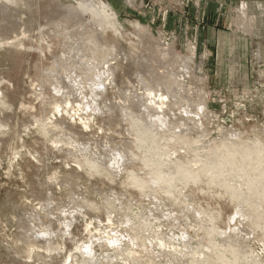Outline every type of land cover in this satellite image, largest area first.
<instances>
[{
	"label": "rangeland",
	"instance_id": "374dc122",
	"mask_svg": "<svg viewBox=\"0 0 264 264\" xmlns=\"http://www.w3.org/2000/svg\"><path fill=\"white\" fill-rule=\"evenodd\" d=\"M8 1L2 3L0 0V264H60L68 253H75L73 250L76 245L88 244L92 240L94 241L92 248L98 259L101 258L98 263L108 264L106 257L112 253V249L107 245L103 246V240L109 239V236L117 237L127 231L130 226L129 221L121 225L117 213L103 208L94 209L92 212L89 211L90 213L81 209L79 212L71 213L74 221L69 229L70 235L66 234L68 236L66 240L64 227L61 226L64 220L62 217L68 221L71 215L69 213L73 209H79L76 206L84 200L101 205L113 196L131 201L134 213L143 210L142 204L143 206L145 204L137 190L127 184L126 176L128 169L137 171L139 175L143 172L141 160L144 157L154 161L150 163V167H154L152 164H156L155 160L160 155L151 157L152 151L163 153L168 149L170 155L174 156L169 155L167 159L171 163L178 161L186 166V172L182 174L188 176L189 170H195L194 167L197 168L199 165L192 154L194 151L204 152L206 149L203 148L207 147L205 145L207 143H210L208 147L215 141L226 145L229 137L237 133L235 135H238V140L243 143L252 142L258 147H264V137H262L264 136V0H95L111 9L115 15V30L110 27L102 28L99 32V40H95L94 46H84V49L76 46L80 44L79 39L76 40L77 36L73 37L77 41L74 43L75 41L71 42L66 34H62L63 32H56L59 26L54 23L63 21L64 7H76L78 0H57V3H53L54 6L51 0ZM241 2L250 4L252 8L254 3L262 5L261 13L256 12L259 18L256 16L257 26L254 25L251 32L254 34H244L236 27L238 20L236 12ZM14 11L17 13L12 14L11 12ZM15 21H18L16 25L13 23ZM52 21L56 27L52 24L51 26L57 28L55 31L51 26H47ZM7 26L12 29L14 26L15 31L14 29H11V32L2 31V27L7 30ZM15 27L20 29L16 30ZM65 28L72 33V30H75ZM64 32L68 33L66 30ZM76 54H80L82 58L69 59ZM127 55L131 57H126ZM140 58H145L144 65H148L147 70L144 65L141 67ZM56 62L58 66L62 63V66L58 67ZM63 63L67 64L63 65ZM67 65V73L73 75L68 76L80 77L81 79L76 77L80 83L83 80L81 85L85 92L83 91L82 94L86 98L82 96L79 99L81 86H76L79 89L73 86L80 83L75 78L76 83H74L73 78H67V73L63 74L62 70ZM85 65L94 72L101 71L102 68L107 70L106 66L110 72L111 69L113 70L111 82H108L110 77L107 71L106 76H103L107 81L105 90L99 91L101 99H98L97 105L100 113L99 111L95 114L90 113L93 109L92 103L86 102L91 90L86 87L90 85L91 82L89 83L88 80L93 76L84 75L83 68L85 72L91 73L84 67ZM47 70H51L53 75ZM53 70H59L60 74L65 76L60 77L59 71L54 74ZM146 72L147 75L151 74L152 78L145 77ZM165 73L171 77H165L167 76ZM54 75L58 78L55 79ZM90 75L91 78L88 79ZM83 76L89 77L84 80ZM59 77L60 81H58ZM148 77L162 81L153 83ZM173 77L182 87L179 84V88H176L175 83L173 87L170 83L174 81ZM52 78L53 81L57 80L59 87L57 91L50 85ZM166 78L169 82L164 86ZM69 86L75 90L70 88L73 90L70 92ZM150 86L154 87L152 91L156 93L169 92L170 94H167L169 97L174 94L176 98L178 96V101L183 99L179 103L180 107L172 104L175 107L170 106L167 115L170 116L171 121L183 119V123L186 122L187 125L185 129L191 127L188 128L189 136L194 146L176 150L173 147L174 141L169 142V147L165 146L166 142L162 139L144 136L145 132H149L150 127L135 121V112L132 111L138 110L145 97L141 95ZM65 87L70 93L65 91ZM67 92L70 96L65 95ZM185 94L188 98L184 96ZM83 99L86 100L82 101ZM105 99L108 108L107 106L104 108ZM135 99L141 102H136ZM187 100L188 103H185ZM66 101L70 103L67 105ZM56 105L60 106L57 111L54 109ZM123 107L128 110L125 111L126 113ZM180 108L186 112H179ZM186 114L190 116L189 121L185 118ZM190 120H194L192 121L194 123L191 124ZM138 125L140 130L137 133ZM180 131L183 132L182 129ZM238 133H242L241 136L246 139H241ZM200 134L208 137H204V140ZM79 146L85 152L80 151V153ZM251 146L249 149L252 148ZM113 149L121 151L122 155L116 165L117 173L111 174L105 172L104 168L105 160ZM133 152L136 154L128 164L127 160ZM161 158L167 160L165 156L158 160L162 161ZM191 159L193 161L195 159L196 164ZM86 163L93 165V167L89 166L92 171L90 174L87 173L89 170ZM205 178L202 182L193 184L191 176L185 179L172 176L170 190L176 200L193 194L190 202L198 205L201 215H208V218L213 219L219 231L236 230L235 237L238 241L243 234H250V240L245 248L249 251L241 256L251 257L242 264H253L255 261L264 260V217L259 211L250 210L252 199L240 202L243 211L235 210L231 200L223 191V186L215 185L211 180L208 182L209 179ZM234 179L241 181V178L234 177ZM224 180L229 182L232 189H237L234 185L238 186V181L235 184L233 177ZM158 199H162V195H159ZM261 199L264 202L263 195ZM133 203L137 204L132 205ZM167 203L165 200V207ZM230 215L234 217L228 222ZM107 216L111 217V221ZM185 220L180 226L189 227L187 240L190 244L185 241L183 248L186 246V249L195 248L198 242H210V238L206 236V231L211 229L210 223L206 221V229L200 230L189 221L190 218ZM189 222L193 224L190 225L191 227L187 226ZM88 223L92 226L86 229ZM158 223L155 222L145 235L164 231L163 234L170 235L169 237L175 236L177 240L174 238L173 241L181 240L179 225L174 226L172 222H167L170 225ZM251 224L256 227L251 229L249 227ZM213 233L210 244L225 246V241L219 238V234H215L214 231ZM41 234H45V238H54L53 241L56 242L54 241L52 246L57 248L59 245L60 250L48 253L49 249L44 241L39 243L33 241L40 239ZM212 245L208 247L201 245L197 250L209 252V248H214ZM28 252L31 255H28ZM74 255V260H81L80 255ZM143 256L142 259H138L139 261L129 258L124 260V257H119L118 261L115 260L110 264H147ZM184 259L182 261L185 262L182 264H188L186 262L189 258ZM156 264L162 263L159 261ZM256 264L260 263L256 262Z\"/></svg>",
	"mask_w": 264,
	"mask_h": 264
},
{
	"label": "bare ground",
	"instance_id": "6f19581e",
	"mask_svg": "<svg viewBox=\"0 0 264 264\" xmlns=\"http://www.w3.org/2000/svg\"><path fill=\"white\" fill-rule=\"evenodd\" d=\"M7 1L8 0H2V3L3 2L7 3ZM51 2H52L51 4H53V3L55 4V3H57V0H51ZM9 4H11V3H9ZM54 4H53V6H54ZM252 5L254 6L253 8H252V6L250 4L248 5V4L244 3V2H241L239 7L237 8L238 10L236 12V16L238 17V20H237V23H236V25H237L236 27H237L238 30H241L242 33H244V34L245 33L250 34L251 32H253L252 31L253 30V26L256 25V22L258 21V20L256 21V16H257L256 12L257 11L260 12V10L261 11L263 10L262 9V5H260L259 3H254ZM57 7H59V6H57ZM37 9H38V7H37ZM59 9H58V11H59ZM64 9H65V12L63 13L64 16H62L63 21H61L60 23L59 22H54V23L57 24V26H59V28L58 29L57 28H53V27H56V25L53 23V21H52V23L50 22V25H47V26L50 27L51 24H52V26L54 25L53 27L51 26L52 30L55 31L57 29L56 32H63L62 34H66L68 36L67 38H69V40L71 42L75 41V38H73V37L77 36L78 38H76V40L79 39L80 44L78 42L79 45H76V46H78L81 49H84V46H88V47H90L91 45L94 46V43L99 40V36H100L99 32L102 31V28L104 29L105 27H107V28L110 27L113 31L115 30V21H114L115 15L112 13L111 9L106 4H104V3L100 2V1L96 2L95 0H78L76 7L75 6L74 7H72V6L67 7L66 6V7H64ZM64 9H62V10L64 11ZM60 12L61 11H59L58 13H60ZM11 13L14 14L15 11L11 12ZM54 14H56V13H54ZM258 15H261V14H258ZM5 16H6V14H5ZM8 16H10V15L8 14ZM0 18H1V14H0ZM58 18H59V16H58ZM47 20L48 19H46V21ZM8 21H10V18H9ZM3 22H5V21H3ZM3 22H2V24H3ZM16 22H18V21L13 22V23H15L14 25H16ZM3 25H5V24H3ZM44 25L45 24H43V26ZM8 26H7V28H8ZM61 27H62V29H61ZM65 27H69L70 29L73 28L75 30L71 29L73 31V33L72 32H68L67 28H65ZM18 28L20 29V27H18ZM18 28H16V30H19ZM11 29L12 28H8L6 30L5 27H2V31L5 30L6 32L7 31L11 32L10 31ZM13 29H14V26H13ZM70 29H69V31H70ZM65 30L68 33H65L64 32ZM14 31H15V29H14ZM56 32H53V33H56ZM104 32H106V30ZM0 33H1V30H0ZM251 34H254V33H251ZM96 39H98V40H96ZM77 41H75L74 43H76ZM63 42H65V41H63ZM159 54H160V52H159ZM62 56H64L65 58L67 57L66 55H62ZM172 56H173V53H172ZM126 57H131V55L130 56L127 55ZM70 58H72V59H74V58L75 59L76 58L81 59L82 56L80 54H76L73 57H69V59ZM148 58H150V57H148ZM62 59H63V57H62ZM144 59H141L142 62L139 61L141 63V65H142L141 67H143V65L145 64V60ZM155 59H156V57H155ZM159 59H161V58H159ZM65 61H66V59H65ZM166 62H167V60H166ZM106 63H108V62H106ZM58 64H59V61H58ZM58 64L56 62L57 66H58ZM66 64L67 63H65V64L63 63V65H66ZM78 64L81 65L80 63H78ZM52 65H53V62H52ZM54 65H53V67H55ZM60 65L62 66V63ZM68 65L71 66V64H68ZM68 65L65 66L64 69L62 70L63 74L67 73V69L68 68H66V67H68ZM82 65H83V63H82ZM61 66H58V67H61ZM139 66H140V64H139ZM146 66H148V65H146ZM146 66L144 65L145 69L147 68ZM84 67H86V69L89 68L88 65H85ZM81 68H83V67H81ZM106 68H107V70L105 68H104L105 70L102 68L103 70L102 69H101V71L97 70V72H94V71H91V70L88 69V71H91V73L90 72L89 73L85 72L86 70H85V68H83L84 69L83 70L84 71V75L85 74L86 75L87 74H91L93 76L92 78H91V75H90V77L89 76H85V78H88V77H89L88 79L91 78L90 80H88V82L89 83L91 82V83H90V85L88 84L89 86H87V87H86V85H84L86 88L89 87V89H91V90H89L90 91L89 98H88L89 102H88V99H87L86 102L87 103H90V102L92 103L93 109L91 110L90 113H93V114H95V112H98V111L100 113V109L98 108L97 102H98V99H101L99 97L101 92H99V91H104L105 90V82L107 80L105 81L103 78L106 76L105 75L106 71H107V73L109 74V77H110L108 82L109 81L111 82L112 77H113L112 76L113 74L111 75V72L113 70L111 69V72H110V70H108V66H106ZM50 69H52V68H50ZM50 71H48L49 74L51 73V75H53V73L50 72ZM53 71H55L54 74H56V71H59V70H53ZM69 71H71V70H69ZM172 71H173V69H172ZM80 72H81V70H80ZM60 73H61V71H59L58 76H60V77L61 76H65V75H62ZM154 73H156V71ZM68 75L73 76V75L67 73L66 74L67 78L68 77H69V79L73 78V77H70ZM47 76H49V75H47ZM146 76H151L150 78H152V75L151 74L147 75V72H146L145 77ZM55 77H57V75L56 76L54 75V78ZM60 77H59L58 81H60ZM76 77H78V76H76ZM76 77H74V78L76 79ZM154 77L156 78V75ZM154 77H153L154 80L150 79L149 77H148V79L153 81V83H154V81H156V82L157 81H159V82L162 81V80H159L158 78H157L158 80L157 79L155 80ZM165 77L170 78L171 76L167 75ZM174 77H173L174 81H171L170 83H172V84L175 83L176 84L175 85L176 88L177 87L179 88V84L181 85V83L180 82L178 83L177 80ZM54 78H52V80H51L52 82L50 83V85L52 86V88L55 91H57L59 89V87H58V84H57V80L53 81ZM67 78L64 77V79H67ZM78 78L81 79L80 77H78ZM82 78H84V76ZM85 78H84V80H85ZM107 78L108 77H106V79ZM167 78L165 80H167ZM75 79H74V83H76L75 82L76 80H77V82L80 83L79 79H76V80ZM71 81L73 82V80H71ZM82 81L83 80H81L80 85H78V83H76V85L75 84L73 85L74 88H78L79 86H81L80 91H79L80 92L79 99L82 98V96H83V98H86V96L83 95L84 94L83 93L84 90H83V87L81 85L83 83ZM179 81H180V78H179ZM168 82H169V80L166 81V84L164 86H166L168 84ZM150 83H152V82H150ZM184 83H185V81H184ZM163 84H164V82H163ZM76 86H78V87H76ZM175 86L173 84V87H175ZM183 86H185V85H183ZM173 87L171 86L172 89H173ZM181 87H182V85H181ZM65 88L67 89V87H65ZM68 88H69L70 92L73 89L70 86ZM70 88H72V89H70ZM92 88H94V89H92ZM66 89H65V91L69 92V90L68 89L66 90ZM78 89H76V90L78 91ZM153 89H154V87L150 86V87H148L145 90L144 94L141 95V96H145L143 98L144 101L140 104L138 110L134 109L132 111V112H135L134 113V120L135 121L140 122L141 124H143L146 127H150L149 132H145L146 135H144V136H149L150 138L154 137V138H157V139H160V140L162 139V140H164V142H166L165 146H169V142L170 141H172V142L174 141L173 147L176 150H178L180 148L182 149L183 147L190 148L192 145L194 146L195 144H192L193 141H191L192 140L191 136H189L190 135L189 134V130L191 129V127H188L190 129H188V128L185 129L184 127H186L187 125H186V122L183 123V119L176 120V121H171V119L169 118L170 116L167 115L168 110H169L168 108L170 106H171V108L175 107V105L180 107L179 103L182 102L183 99H182V101H178L179 100V99L177 100L178 96L176 98V95L172 94L173 92H171L172 95H171V97H169L168 96L170 94L169 92H167L166 94L156 93L155 91H152ZM73 90H75V89H73ZM184 90L187 91V89H185V88H184ZM184 90H183L182 93L185 92ZM77 91H75L76 92L75 94H77ZM170 91H172V90H170ZM178 91L179 90L177 89V92ZM68 92L65 95H68L70 93V92L69 93ZM197 93H198V91H197ZM71 94H74V93H71ZM75 94L72 95V96H75ZM189 94H190V92H189ZM78 95H76V96H78ZM68 96H70V94ZM141 96H139V98ZM184 96H186L188 98L187 94H185ZM136 97H134V98H136ZM84 100H86V99H83L82 101H84ZM100 101H102V100H100ZM135 101L136 102H141L138 99H135ZM191 101H189V102H191ZM106 102L107 101L105 99V101L103 102L104 108H105V106H107V108L109 107V105H106ZM69 103H70V101H66L67 105ZM185 103H188V100ZM172 104H175V105H172ZM191 104L193 106V103H191ZM58 107L60 109V106H58V105H56L54 107L55 111H57ZM123 108H125V107H123ZM126 110L127 109L125 108L124 112ZM191 111L192 110H190V112ZM179 112L183 113V112H186V110H182L180 108ZM90 115H92V114H90ZM186 116L187 117H185V118H187V120H188V118H190V116H188V114H186ZM192 118L193 117H191V119ZM86 119H88V116H87ZM89 119H90V117H89ZM193 119L195 120V118H193ZM185 120L186 119H184V121ZM194 120H190L191 124L194 123V122H192ZM197 120H198V118H197ZM188 121H187V124H188ZM171 127H174V128H171ZM193 127H195V126H193ZM197 127H198V125H197ZM199 127H200V125H199ZM180 129H182L183 132L180 131ZM187 129H188V131H187ZM139 130H140V128H139V125H138L136 127V132L138 133ZM223 131H225V130H223ZM202 132H204V131H202ZM190 133H192V132H190ZM235 134H237V133H235ZM235 134H232V135L230 134L232 137L229 134H227L231 138L229 137L228 142L224 140L225 142H227L226 145H223L222 142L218 143V142L215 141V142L211 143L212 145L209 146V147H208V145L210 143L209 144L208 143L205 144V145H207V147L203 148V149H206L204 152L201 149L202 153L200 151H197V150H196L197 152L194 151V154H192L193 158L196 159V161H197V163L199 165L197 166V168L194 167L195 170L194 169H190L189 170L190 174L188 176H191V178H193V180H192L193 184H197L198 182L199 183L202 182L203 179L206 177L205 179H209L208 182H210V180H211V182H213V183L215 182V185L223 186L222 187L223 191L225 192L227 197H229V199L231 200V204L234 205V209L235 210H242L243 211V206H242V204L240 202L245 200V199H252L250 210L252 212L259 211L260 215L264 217V202L261 199L262 195L264 197V147H262V146L258 147L255 144H253L252 142L243 143L239 139L242 142L241 143L238 140V135L236 136ZM238 134L241 137V139L244 138V137L241 136L242 133H238ZM225 135L226 134H224V137H225ZM204 137H208V136L203 135L202 138H204ZM262 137H264V136H262ZM196 138L199 139L198 137H196ZM216 139H217V137H216ZM244 139H246V138H244ZM202 140L203 139H200V141H202ZM204 140H205V138H204ZM221 141H222V139H221ZM51 142L53 143V141H51ZM152 142H155V141H152ZM194 142H196V141H194ZM196 144L198 145V143H196ZM155 145H157L156 142H155ZM250 145H252L251 149H249ZM253 146H254V148H253ZM83 147H85V146H83ZM78 148L82 149L81 146H79ZM198 148L200 150V147H198ZM81 149L79 150V152L80 151H84L83 149L82 150ZM165 150L166 151H164L163 153H159L158 151H152L150 153V155H151V157H157V155H160V156L157 157L158 159L160 157H162V156L163 157L165 156L166 159H167V156L170 155V152H169L168 149H165ZM192 153H193V151H192ZM134 154H136V153H134V152H133V154L131 153L129 159L127 160L128 164H130L131 161L133 160ZM173 154H175L174 150H173ZM121 155H122V152L117 150V149H113L109 153V155L107 156V158L105 160V165H106V167L104 168L105 172H111V174L112 173H117V170H116L117 166L116 165L118 164ZM170 156L173 157L174 155H170ZM158 159L155 160L156 164H152V165H154V167H150V163H153L154 161H149L147 158L144 157L141 160V163L143 164V172L140 175L137 173V171L133 172V169H128V171H127V176H126L127 184L131 185L135 190H137L138 194L141 196V199L143 200V203L145 204V206H143V204H142L143 210H141L140 212H135V213L133 212L132 206H131V201H129L127 199H124V198H116V196H113L110 200H105L104 202L102 201L103 204H101V205H95L94 202H92V201L84 200L79 206H76V208H79V209H73L69 213V214H71V213L73 214V212H75V211L79 212V211H81V209L82 210L85 209V211L87 210L88 212L89 211L92 212V210H94V209H102L103 208V209H106L107 211H111L113 213H117L116 215L118 217V222L121 223V225L122 224H127L126 222L129 221L130 226H129V229L127 231L122 232V234H120L117 237L110 238L111 236H109L108 237L109 239H104L103 240V246L107 245L108 247H111V249H112V253L107 255V257H106L107 258L106 260L108 261V264H110L111 262L113 263V261L119 259V257H121V258L124 257V260H127L128 258H129V260L130 259L138 260L143 255H144L143 257L145 258V260L144 259L143 260L146 261L147 264H156L159 261H161L162 264H172V263L182 264V262L183 263L185 262V261H182V259H184V258H189L188 262H186L188 264H239V263L242 264L247 258L251 257V256H248V257L241 256V255H246L248 253V251H249V250H247L245 248H246L248 240H250V237H251L250 234H248V233L243 234V236L241 237V240L238 241L236 239V237H235L236 230H230L228 232L219 231V229L217 228V226L214 223V220L211 219V218H208V215H206V216L201 215L199 213L200 210H199L198 205H195L192 202H190V200L192 199V195L193 194H190L188 197H184V198H181L179 200H176L174 198L173 193L170 190V188H171L170 178L172 176H178L181 179L187 178L188 176L182 174V172H186V169H187L186 166H183V164L178 163V161L174 162V163H171L169 159H167V160H169L168 162H166L167 160H165V158H164V160L161 158L162 161L158 160ZM195 159H194V161H195ZM196 161H195V164H196ZM86 164H88V163H86ZM89 164H88V170L89 171L87 172L88 174H90L92 172V171H90V169H91V167H93V165H91V164L89 165ZM83 165H85V164L83 163ZM193 165H194V163L192 164V167H193ZM89 166H91V167H89ZM147 168H148V172H146ZM230 177H233L234 181H235L234 177H236V179L241 178V181L236 180V181H238V186L234 185V187H236L237 189H232L230 187L231 185L229 184V182L227 183L226 180H224L225 178L229 179ZM231 180H230V182H231ZM236 181H235V184H237ZM159 195H162V199H158ZM165 200L168 202L166 204L167 207H165ZM138 202L139 201L137 200V203ZM137 203H133L132 205H136ZM161 204H163V205H161ZM160 207H163V208H160ZM72 214L69 215L70 219L68 221H66L65 218L62 217L64 220H62L61 226L64 227V231H65L64 234H65V237L67 238V239L65 238L66 240H68V236L67 235L68 234L70 235V233H69L70 230L69 229L72 227L71 225H72V222L74 221L73 218H72ZM84 215H85V213H84ZM87 216H89V215H87ZM107 217H105V218H107ZM233 217H234V215H230L228 217V222L232 221ZM67 218H68V216H67ZM108 218L106 220H108ZM115 218H116V216H115ZM188 218H190L191 220H189V221H191V223H194V225L199 227L200 230H202L203 228L206 229V227H207L206 226V221L208 223H210L211 229L206 231V236L208 238H210V242L209 243L208 242H204V241L201 242V243L198 242V246L197 247H195V248H187V249H186L187 246L185 244L186 247H184L185 249L183 248V245H184L185 241H187L190 244L189 240H187L188 239L187 232H188V228L189 227L182 228V226H180V224H182V221H184L185 219L188 220ZM159 219H161L162 221H160ZM116 220H117V218H116ZM109 221H111V219ZM155 222H157V223L159 222L158 224L166 223L167 225H170L167 222H172L174 224V226L175 225H179L178 228L181 227V229L178 232H179V237H180L181 240L179 242L173 241L175 236L171 235L172 237H169L170 235L163 234L164 231H163V233H161V232H159V233L155 232L154 233L153 232L152 235H148V236L145 235V232L150 231L152 226L155 224ZM191 223L187 224V226L193 225ZM88 226H92V225H90V223H88L86 225V229H88L87 228ZM171 226H172V224H171ZM249 227L251 229H254L256 226L254 224H251ZM158 228H156V230ZM169 228H170V226H169ZM213 231L215 232V234L216 233L219 234V238L222 241H225V246L220 247L219 245H216V244H214V246L212 244H210L211 240L213 238L212 236L214 235ZM59 233L61 234V232H59ZM60 234H59V237L62 235V234L61 235ZM114 234H116V233H114ZM167 234H168V232H167ZM56 236H58V234ZM53 239L54 238H50V237L49 238H45V234H41V238L40 239H34L33 241H35L36 243L44 241L46 247L49 249L48 253H50L52 251H56L57 252V251L60 250V246L59 245H58L57 248H54L52 246V245H54L53 242L55 241V240L53 241ZM63 241L64 240H62V243H63ZM92 241H90V242L88 241L89 242V243L87 242L88 244L80 243V244L76 245L74 250H73L75 253H73V254L72 253H68L67 255L65 253L66 256L60 261V264H99L98 262H99V260H101V258L98 259L96 253L94 252V250L92 248V244H93ZM97 241H98V239H97ZM201 245H204L206 247H208L209 245H212V247H214V248H212V249L209 248L208 249V250H210L209 252H203L202 250H197V249H199V247ZM62 247H63V244H62ZM65 248L66 247H64V249ZM27 254L31 255L30 252H28ZM74 254L80 255L81 260L80 261L74 260V256H75ZM177 255H179V256H177ZM28 257H30V256H28ZM36 260L38 261V259H36ZM55 261H57V260H55ZM103 261H104V259H103ZM138 261H136V262H138ZM256 262H259L260 264H264V260L255 261L253 264H256ZM106 264H107V262H106Z\"/></svg>",
	"mask_w": 264,
	"mask_h": 264
}]
</instances>
